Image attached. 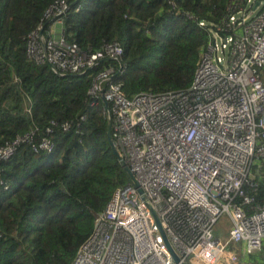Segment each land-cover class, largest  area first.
<instances>
[{"label": "built area", "instance_id": "obj_1", "mask_svg": "<svg viewBox=\"0 0 264 264\" xmlns=\"http://www.w3.org/2000/svg\"><path fill=\"white\" fill-rule=\"evenodd\" d=\"M74 1L56 0L45 11L50 26L44 34L42 22L28 36L27 56L60 77L109 63L88 93L103 101L112 140L137 186L115 191L72 264H175L156 218L185 264L237 262L239 244L247 256L259 253L264 206L247 190H256L251 168L264 162V0L230 1L187 89L130 98L113 82L119 44L83 52L63 37L61 18ZM32 136L0 147V162L22 143L34 153L54 149L49 139ZM223 215L226 241L215 234Z\"/></svg>", "mask_w": 264, "mask_h": 264}, {"label": "trees", "instance_id": "obj_2", "mask_svg": "<svg viewBox=\"0 0 264 264\" xmlns=\"http://www.w3.org/2000/svg\"><path fill=\"white\" fill-rule=\"evenodd\" d=\"M56 0H0V147L25 135L54 149L20 144L0 162V264H72L115 191L131 182L107 139L97 73L57 76L27 56V38ZM231 0H77L62 16L63 37L83 52L122 47L110 64L130 98L187 89L209 33ZM203 23V25H200ZM264 162L251 168L264 206Z\"/></svg>", "mask_w": 264, "mask_h": 264}, {"label": "crops", "instance_id": "obj_3", "mask_svg": "<svg viewBox=\"0 0 264 264\" xmlns=\"http://www.w3.org/2000/svg\"><path fill=\"white\" fill-rule=\"evenodd\" d=\"M56 26L60 27V29H57V28L56 29L58 31H61L60 24H56ZM252 176H253V174H252ZM226 224H227L226 222L219 223L217 228L215 229L216 237L219 240H222V241H226L227 240L228 229L224 233L225 227L228 226ZM224 235H225V237H224ZM235 251H236V254H237V257H238L237 262H230L227 259H224V260L221 261L220 264H264V241H263V245H262L261 251L259 253H257V254H254V255H251V256L245 255L244 252H243V245L242 244L236 245V250Z\"/></svg>", "mask_w": 264, "mask_h": 264}, {"label": "water", "instance_id": "obj_4", "mask_svg": "<svg viewBox=\"0 0 264 264\" xmlns=\"http://www.w3.org/2000/svg\"><path fill=\"white\" fill-rule=\"evenodd\" d=\"M107 139H108V143H109V146L113 152V154L115 155V157L117 158V160L119 161L121 167L123 168L124 172L129 176L131 182L137 186V183H136V180L133 176V174L131 173L129 167L126 165V163L122 160L121 156L119 155L115 145H114V142L112 140V136H111V120H108V132H107ZM156 223L159 227V230H160V233L162 235V238L164 240V243H165V246L166 248L168 249L173 261L175 264H185L181 261V259L179 258V256L176 254V252L173 250V248L171 247L169 241L167 240L164 232L162 231L161 227H160V223H159V220L156 218Z\"/></svg>", "mask_w": 264, "mask_h": 264}, {"label": "rangeland", "instance_id": "obj_5", "mask_svg": "<svg viewBox=\"0 0 264 264\" xmlns=\"http://www.w3.org/2000/svg\"><path fill=\"white\" fill-rule=\"evenodd\" d=\"M56 25V24H55ZM54 25V26H55ZM57 29H60V27H58V26H55ZM220 223H224V222H226L227 224L226 225H228V226H226L225 227V230H224V233L227 231V229H228V227H229V224H228V221H227V216L226 215H223L221 218H220V221H219ZM224 237H225V235H224Z\"/></svg>", "mask_w": 264, "mask_h": 264}, {"label": "clouds", "instance_id": "obj_6", "mask_svg": "<svg viewBox=\"0 0 264 264\" xmlns=\"http://www.w3.org/2000/svg\"><path fill=\"white\" fill-rule=\"evenodd\" d=\"M128 185V184H127Z\"/></svg>", "mask_w": 264, "mask_h": 264}]
</instances>
